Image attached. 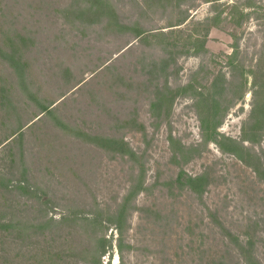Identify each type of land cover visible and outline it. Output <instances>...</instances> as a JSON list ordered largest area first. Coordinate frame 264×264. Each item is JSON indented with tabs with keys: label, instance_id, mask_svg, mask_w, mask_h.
Masks as SVG:
<instances>
[{
	"label": "rangeland",
	"instance_id": "374dc122",
	"mask_svg": "<svg viewBox=\"0 0 264 264\" xmlns=\"http://www.w3.org/2000/svg\"><path fill=\"white\" fill-rule=\"evenodd\" d=\"M261 60L264 0H0V264H264Z\"/></svg>",
	"mask_w": 264,
	"mask_h": 264
},
{
	"label": "trees",
	"instance_id": "16d2710c",
	"mask_svg": "<svg viewBox=\"0 0 264 264\" xmlns=\"http://www.w3.org/2000/svg\"><path fill=\"white\" fill-rule=\"evenodd\" d=\"M234 5V4H233ZM234 6H236L234 9H240V13H241V16L240 18H242V16L245 17V19H247L248 17L246 16L247 13H245L246 9L242 8V6H238V4H235ZM240 7V8H239ZM251 14V13H250ZM249 14V15H250ZM263 60H261V62L259 63V66L263 65L264 62ZM252 74V72H250ZM250 74L248 75H245L244 73L241 74V78H240V83L238 85V89H241L245 83H247V78L249 77ZM264 91V84L261 85V92ZM212 102H214L215 104H219L220 100L217 99V98H214V99H211ZM202 126H203V133L207 132V124H206V121L203 120L202 122ZM207 134V133H206ZM208 135V134H207ZM14 136V135H13ZM12 136V137H13ZM232 146L235 147L236 145V141H233L231 140L230 141ZM239 145V144H238ZM240 147V145H239ZM188 183L191 185L192 188H194L195 190H199V188L201 189V187L204 185L205 183V179L203 176H198V177H193V176H188ZM11 221L9 223H3L4 227L5 225H10ZM8 229V228H7ZM238 245H239V249L237 248L239 254H242L244 255L248 260H251V253H252V248H251V242L250 241H247V242H244V243H241V242H238ZM104 247V246H103ZM241 247V248H240ZM245 264H253V263H245Z\"/></svg>",
	"mask_w": 264,
	"mask_h": 264
}]
</instances>
